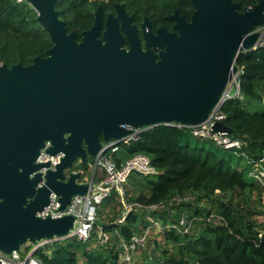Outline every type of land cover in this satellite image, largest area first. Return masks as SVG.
Segmentation results:
<instances>
[{"label":"water","instance_id":"95a60500","mask_svg":"<svg viewBox=\"0 0 264 264\" xmlns=\"http://www.w3.org/2000/svg\"><path fill=\"white\" fill-rule=\"evenodd\" d=\"M25 1L51 46L27 65L0 64V251L5 254L26 241L67 237L72 216L35 213L50 192L60 209L83 194L87 184L76 182L80 173L63 181L62 171L77 159L83 166L105 152L100 143L128 134L124 126L205 122L235 71L236 54L253 48L258 34L248 31L263 21L264 9V0L241 12L231 0H179L193 8L189 21L174 10L166 16L173 31L158 26L152 32L143 18L139 36L123 4H114V13L103 20L97 7L76 41L58 17L56 0ZM210 129L231 133L221 121ZM44 141L50 143L48 153L61 151L63 157L37 187V170L46 164L34 160Z\"/></svg>","mask_w":264,"mask_h":264},{"label":"trees","instance_id":"16d2710c","mask_svg":"<svg viewBox=\"0 0 264 264\" xmlns=\"http://www.w3.org/2000/svg\"><path fill=\"white\" fill-rule=\"evenodd\" d=\"M231 1L237 4L238 12L257 2ZM115 3L123 4L135 24L147 18L152 29L168 26L165 16L174 10L188 14L192 9L189 2L179 0H56L54 8L77 41L79 33L90 27L94 10L99 7L104 17L113 13ZM50 46L48 33L25 0H0V64L27 65L32 57L44 56ZM233 63L240 69L241 97L225 100L220 111L222 123L231 129L227 136L237 140L238 147L225 149L209 138L193 136L184 126L159 123L144 127L137 140L121 143L110 156L118 163L122 156L145 154L155 171L148 175L130 173L124 185L125 198L142 204L162 202L164 208L133 209L118 223L115 217L120 203L110 190L103 200V206L111 211L110 218L95 219L84 241L68 236L35 247L32 254L41 264H120L121 244L151 220L163 227L160 233L165 241L177 245L175 256L160 250L162 258L152 259L151 264H264V189L248 176L250 165L246 161L264 157V46L238 52ZM181 193L191 199L184 203L170 200ZM180 214L190 221L186 232L178 225ZM194 224L196 230L191 228ZM96 230L108 234L106 242H97ZM155 241L140 251L153 249ZM147 257L145 254L139 261L122 264H143Z\"/></svg>","mask_w":264,"mask_h":264},{"label":"built area","instance_id":"2783aa9c","mask_svg":"<svg viewBox=\"0 0 264 264\" xmlns=\"http://www.w3.org/2000/svg\"><path fill=\"white\" fill-rule=\"evenodd\" d=\"M19 1V0H17ZM251 8V7H248ZM263 21L254 27H252L248 33L256 32L258 34L256 41L253 45L255 49L260 46H264V9H263ZM240 69L235 67V71L231 74L230 79L225 84L218 100L213 105L210 113L207 116L205 122L196 126H184L188 127L190 133L193 136L201 138H209L215 144L222 146L225 149L237 148L239 142L237 140L230 139L227 135H221L212 132L210 126L215 121H221L223 119V114L220 111L221 104L230 98H240L241 93L239 90V75ZM169 124V123H168ZM177 127L182 125L178 123H172ZM129 130V133L122 136L116 140H110L106 142H101V148L107 147L105 152L101 150L92 158H89L85 165H80L79 160L72 163L77 164L76 169L71 167L64 169L62 171L63 181L66 180L69 173H80V177L76 181L77 183L87 184V188L83 194H75L70 197L69 202L62 208H59V202L57 200L58 196L50 192L48 195V201L45 206L41 208L40 211L36 212L35 215L40 218H59L61 216L69 215L72 216V226L68 230V236L74 237L76 240L84 241L91 234L93 222L96 219L97 212L99 210V204L108 195L110 190H113L116 194L120 207L118 208V215L115 217L116 222L122 223L126 214L130 210H145L151 211L156 209L164 208V203H151L142 204L135 201H129L125 198L124 185L130 173L136 172L142 175H148L154 173V168L149 163L148 157L143 153H133L129 157L120 160L116 163L110 156L112 152L117 151L120 144H127L130 141H135L138 139L139 133L144 129V127L134 128L130 126H124ZM50 147L49 141H44L43 146L39 149L38 155L35 158V163L46 164V166L41 167L37 172L40 173L41 181L37 184V187L41 186L44 182L43 175L47 170H54L56 165L60 163L63 153L57 151L53 154L48 153L46 150ZM246 159V158H245ZM247 164L250 165L247 174L253 178L259 186L264 189V157L247 160ZM90 169V173L88 170ZM97 173V181L93 180L95 174ZM33 174V173H32ZM31 174V175H32ZM90 174V177L88 176ZM191 199L189 194H174L171 196L170 200L174 202H187ZM151 225H157L155 220H151ZM190 221L187 220L186 215L180 214L178 219V225L181 227L182 232H186L189 227ZM166 226V225H165ZM149 225L143 228L138 233H132L128 242L121 244L118 255H122V258L118 262L120 264L131 262V255L149 243L152 245V238L149 236ZM163 227L160 225L159 229ZM96 239L99 243H104L108 239V234L96 230ZM49 240H39L30 242L28 245V250L24 253L20 251L18 247L17 250H12L11 252L5 254L0 251V264H41L40 259L32 254L35 247L42 245ZM27 243V242H25ZM22 244V245H25ZM29 244V243H28ZM26 247V246H25ZM152 257L148 256L144 259L143 264H151Z\"/></svg>","mask_w":264,"mask_h":264},{"label":"rangeland","instance_id":"374dc122","mask_svg":"<svg viewBox=\"0 0 264 264\" xmlns=\"http://www.w3.org/2000/svg\"><path fill=\"white\" fill-rule=\"evenodd\" d=\"M33 10V9H32ZM33 12H34V14H35V16H36V12L33 10ZM123 156L121 157V160H123ZM77 161V160H76ZM78 166H77V164H73V166H71V170L72 169H76ZM88 172L90 173V169L88 170ZM88 176H90V174L88 175ZM132 176H134L135 178H137L138 179V176L137 175H135V174H132ZM262 198H263V201H262V207L264 208V192H262ZM253 201V197H252V195L250 196V198H249V202L251 203ZM104 201H102L98 206H99V210H98V214L96 215V219L99 221V220H107L108 218H110V216H111V211L109 210V208L108 207H106V206H103L104 205ZM252 205L253 206H257L256 204H254V203H252ZM256 208H258V207H256ZM257 218H260V217H257ZM153 221V220H152ZM155 222H157V221H155ZM191 225V224H190ZM149 236L152 238V242L154 241V240H156L155 241V245H154V248L153 249H150L151 247H147L146 248V250H144V251H137V252H135V253H133L132 255H131V257H132V259H131V261L132 262H136V261H139V259H142L144 256H145V254L146 255H148V256H151L152 257V259H153V261L155 262L157 259H161L162 258V256H161V254H159V251L160 250H166V254H167V256H175L176 255V250H177V248H176V243L175 242H173V241H165L164 239H163V236H162V234L160 233V230L161 229H159V226H160V224H159V222H157V225H151V223L149 224ZM197 224H194L191 228H192V230H196L197 229ZM187 229H189V228H187ZM27 243H25V245H20L19 246V248H20V251L22 252V253H24L26 250H28V245H30V242L29 241H26ZM29 243V244H28ZM26 246V247H25ZM26 249V250H25ZM151 254H153L154 255V257L151 255ZM122 258V255H121V253H120V255H118V259L120 260Z\"/></svg>","mask_w":264,"mask_h":264},{"label":"flooded vegetation","instance_id":"af4514ba","mask_svg":"<svg viewBox=\"0 0 264 264\" xmlns=\"http://www.w3.org/2000/svg\"><path fill=\"white\" fill-rule=\"evenodd\" d=\"M184 2H188V1H184ZM116 4V3H115ZM191 6V5H190ZM191 8H192V6H191ZM186 10H188V9H186ZM192 11H193V8L190 10V12L188 13V14H185V12L184 13H178L179 15H182L183 17H184V19L186 20V21H189L190 20V16H191V13H192ZM113 13H114V9H113ZM112 13V14H113ZM129 14V13H128ZM171 14V13H170ZM131 15V14H130ZM169 15V14H168ZM132 16V15H131ZM105 17V16H104ZM104 17H102V13H101V19L103 20L104 19ZM165 18H166V16H165ZM166 20L168 21V26H163L164 28H165V30L167 31V32H172L173 31V29H172V22L171 21H169L167 18H166ZM132 23L133 24H135L134 22H133V17H132ZM140 24V23H139ZM139 24H135L136 25V27H137V33H138V35L140 36V28H139ZM149 25H150V30L152 31V32H154V30L158 27H155L154 29H152V27H151V24L149 23ZM140 42H141V44H142V41L140 40ZM123 47H126V42L125 41H123ZM156 52V51H155Z\"/></svg>","mask_w":264,"mask_h":264},{"label":"crops","instance_id":"0c3cea01","mask_svg":"<svg viewBox=\"0 0 264 264\" xmlns=\"http://www.w3.org/2000/svg\"><path fill=\"white\" fill-rule=\"evenodd\" d=\"M90 177V176H89ZM97 178H98V175H97V173L95 174V177H93V180L94 181H97Z\"/></svg>","mask_w":264,"mask_h":264}]
</instances>
